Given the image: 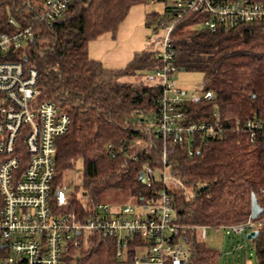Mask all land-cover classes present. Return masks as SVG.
Returning a JSON list of instances; mask_svg holds the SVG:
<instances>
[{
	"label": "trees",
	"instance_id": "16d2710c",
	"mask_svg": "<svg viewBox=\"0 0 264 264\" xmlns=\"http://www.w3.org/2000/svg\"><path fill=\"white\" fill-rule=\"evenodd\" d=\"M42 1L0 0V30L15 28L8 25L9 17L16 27L33 23ZM139 1L73 3L52 26L35 23L36 40L5 59L34 67L41 97L58 101L70 114L68 130L55 142V187L62 186L63 173L74 169L78 160L82 168L64 211L81 217L90 205L105 202L107 193L117 191L135 203L145 201L162 189V183L156 179L146 186L139 177L143 165L161 169L165 164L175 220L190 248L187 264H217L219 252L198 237L195 227L208 230L245 222L252 195L263 209L254 220L264 219V142L251 140L248 130L237 123L264 116V31L259 24L248 23L227 30L205 29L201 14H186L178 21L171 33L176 69L203 75L200 95L184 98L181 109L187 121H217L222 132L214 138L195 136L183 144L165 141L163 164L164 141L156 131L161 88L147 76L158 65L150 47L134 53L126 67L115 71L89 58L87 51L91 39L114 31ZM166 10L151 12L148 18L156 17L158 23ZM135 75L138 79H126ZM207 91L210 99L203 97ZM256 231L250 240L256 264H264V221ZM141 243L137 236L129 239L121 257L119 243L111 236L96 238L86 248L70 244L64 263L133 262Z\"/></svg>",
	"mask_w": 264,
	"mask_h": 264
},
{
	"label": "built area",
	"instance_id": "2783aa9c",
	"mask_svg": "<svg viewBox=\"0 0 264 264\" xmlns=\"http://www.w3.org/2000/svg\"><path fill=\"white\" fill-rule=\"evenodd\" d=\"M83 0H43L35 11V19L23 27H16L9 17L12 30H0V264H65L69 245H81V237L90 232L96 238L111 236L119 243L121 257L129 239L141 240L143 253L135 254L133 263L187 264L190 251L181 237L183 227L175 220L173 196L169 191L170 173L165 169V141L189 143L195 136L218 137L219 122H190L181 109V101L198 98L194 94L183 97L175 81L176 50L171 33L186 14H201L205 29L227 30L239 23L259 24L264 31V0H170L155 32L162 37L149 38V47L158 65L151 69L152 79L161 88L157 98L156 131L163 139V168L143 165L141 180L152 186L160 180L162 189L153 197L135 204L114 206L96 202L81 217L64 211L68 204V190L55 187V142L71 123L70 114L56 100L41 97L38 72L21 61L6 60L15 52L36 40L35 23L52 26L67 8ZM186 39V38H184ZM204 98L210 99L207 91ZM241 127L248 130L251 140L264 142V116L245 119ZM109 147V146H108ZM191 154V151H188ZM140 212H135V209ZM262 220L251 216L239 224L224 226L228 232L241 234L256 231ZM204 239L205 226L195 227Z\"/></svg>",
	"mask_w": 264,
	"mask_h": 264
},
{
	"label": "rangeland",
	"instance_id": "374dc122",
	"mask_svg": "<svg viewBox=\"0 0 264 264\" xmlns=\"http://www.w3.org/2000/svg\"><path fill=\"white\" fill-rule=\"evenodd\" d=\"M170 3V0H141L132 4L114 31H105L89 41L87 50L89 58L99 61L108 71L126 67L133 59L134 53L148 48L149 38L162 37V29L158 32L154 31L157 24L156 17L148 18V14L162 12L164 6ZM152 75L153 73L148 71L147 76L152 77ZM126 79L135 80L138 79V75ZM174 79L186 96L192 93L196 96L200 95V87L203 85L202 73L179 70L175 73ZM81 168V161L78 160L74 169L63 173L61 182L68 190H73L79 184ZM104 201L114 206L135 204L134 199L119 191L107 193ZM140 211L135 209V212ZM81 238L82 248L93 244L90 232H85ZM203 241L208 247L219 252L217 264H256L253 242L246 237V232L234 234L222 227L209 228ZM186 248L190 249L188 244ZM143 249V246L136 247L135 254L141 255ZM115 264L134 263L131 261Z\"/></svg>",
	"mask_w": 264,
	"mask_h": 264
},
{
	"label": "water",
	"instance_id": "95a60500",
	"mask_svg": "<svg viewBox=\"0 0 264 264\" xmlns=\"http://www.w3.org/2000/svg\"><path fill=\"white\" fill-rule=\"evenodd\" d=\"M142 176V172L139 173V177ZM262 208L258 205L256 198L254 195L251 196V213L250 216L252 219L256 218L259 216V214L262 212ZM257 235V231H250L246 233V237L248 239H251Z\"/></svg>",
	"mask_w": 264,
	"mask_h": 264
},
{
	"label": "crops",
	"instance_id": "0c3cea01",
	"mask_svg": "<svg viewBox=\"0 0 264 264\" xmlns=\"http://www.w3.org/2000/svg\"><path fill=\"white\" fill-rule=\"evenodd\" d=\"M135 264V263H134ZM140 264H149V263H140Z\"/></svg>",
	"mask_w": 264,
	"mask_h": 264
}]
</instances>
